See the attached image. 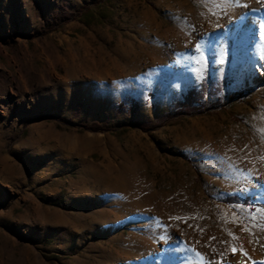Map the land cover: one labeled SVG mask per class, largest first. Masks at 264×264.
<instances>
[{
    "label": "rangeland",
    "instance_id": "1",
    "mask_svg": "<svg viewBox=\"0 0 264 264\" xmlns=\"http://www.w3.org/2000/svg\"><path fill=\"white\" fill-rule=\"evenodd\" d=\"M263 28L264 0H0V264L264 261Z\"/></svg>",
    "mask_w": 264,
    "mask_h": 264
},
{
    "label": "trees",
    "instance_id": "2",
    "mask_svg": "<svg viewBox=\"0 0 264 264\" xmlns=\"http://www.w3.org/2000/svg\"><path fill=\"white\" fill-rule=\"evenodd\" d=\"M57 15H58V14H56L55 16L58 17ZM55 16H54V17H55ZM56 17H55V18H56ZM56 19H57V18H56ZM205 90H207L206 87H205V82L202 83V87H201L200 90H196V89L190 90V91L186 94V103L188 104V102H189L192 98H194V96L204 93ZM132 114L134 115L135 113L133 112ZM166 116H167V115H166ZM142 127H143V126H142ZM90 129L93 130V131H96V130L100 129V127H99L98 125H93V126L90 127ZM223 201H224L225 203H230V204H231V203H238V202H240V198L237 197V196H231V197H228V198L224 199ZM249 201H250V198H249V197H246V198L244 199L243 202H244V203H248ZM260 206H263V205H260Z\"/></svg>",
    "mask_w": 264,
    "mask_h": 264
},
{
    "label": "bare ground",
    "instance_id": "3",
    "mask_svg": "<svg viewBox=\"0 0 264 264\" xmlns=\"http://www.w3.org/2000/svg\"><path fill=\"white\" fill-rule=\"evenodd\" d=\"M243 26H244V23H243V21H236L231 27H229L228 29H227V33L228 34H232V33H234V32H237V33H239V32H241V30H242V28H243ZM264 29V28H263ZM263 35H264V30H262V32H261ZM194 76V75H193ZM193 82V81H192ZM191 83V82H190Z\"/></svg>",
    "mask_w": 264,
    "mask_h": 264
},
{
    "label": "snow or ice",
    "instance_id": "4",
    "mask_svg": "<svg viewBox=\"0 0 264 264\" xmlns=\"http://www.w3.org/2000/svg\"><path fill=\"white\" fill-rule=\"evenodd\" d=\"M197 50H198V47H197ZM259 68L261 70H264V64L260 65ZM261 159L264 160V156H262ZM257 182H259V178H257ZM261 187L264 188V185H261ZM259 211H264V209H260ZM176 219H180V218L176 217ZM261 219H264V216H262ZM260 227L264 228V224L260 225ZM245 230H247V229H245ZM211 239H215V237H212ZM231 251L233 254H235L237 251L236 247H233L231 249ZM245 255H246V253H245ZM254 264H264V261L254 262Z\"/></svg>",
    "mask_w": 264,
    "mask_h": 264
}]
</instances>
